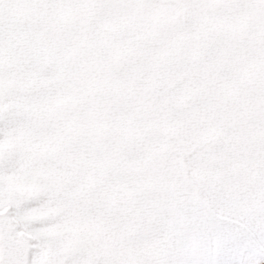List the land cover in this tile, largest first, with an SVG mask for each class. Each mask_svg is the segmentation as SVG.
Masks as SVG:
<instances>
[{"label":"snow or ice","instance_id":"obj_1","mask_svg":"<svg viewBox=\"0 0 264 264\" xmlns=\"http://www.w3.org/2000/svg\"><path fill=\"white\" fill-rule=\"evenodd\" d=\"M0 264H264V0H0Z\"/></svg>","mask_w":264,"mask_h":264}]
</instances>
